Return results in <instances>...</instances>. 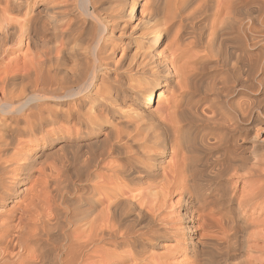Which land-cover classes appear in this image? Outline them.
<instances>
[{
  "label": "bare ground",
  "instance_id": "6f19581e",
  "mask_svg": "<svg viewBox=\"0 0 264 264\" xmlns=\"http://www.w3.org/2000/svg\"><path fill=\"white\" fill-rule=\"evenodd\" d=\"M130 1L129 17L138 6L147 16L142 15L133 26L143 29L141 35L137 33L141 43L130 53L125 65L129 72L123 75L133 81L144 73L164 88L147 86L138 105L120 99L119 89L124 93L128 86L121 79L124 65L111 64L114 67L110 65L113 68L109 70L106 61L102 43L113 18L103 12V0L81 3L82 14L96 27L95 36L84 47V51L91 49L85 77L78 68L75 71L76 66L65 67L67 36L77 28L74 19H67L68 6H72L69 0H0V264H152L157 256L150 251L157 246L167 251V258L178 251L188 254L190 259L181 264H205L199 247L206 242V235L199 242L192 241L189 233L193 222L202 220L205 225L215 221L222 230V243L238 235L237 221L243 217L242 213H231L232 201L237 200L239 209L264 212V146L253 139L264 133V0H216V17L222 18L214 20L221 23L215 21L208 27L205 45L209 51H223V65L234 78L217 84L213 99L208 93L197 99L187 95L189 74L175 64V54L159 58L151 50L166 25H192L201 16V2L207 0H158L144 5L142 0ZM161 3L166 4L162 15ZM117 4V11L123 9L121 1ZM243 20L248 21L245 27ZM50 31L52 36L42 34ZM22 44L26 46L23 53ZM68 74H80L75 76L80 79L77 87L57 92L55 85ZM165 91L169 93L166 101ZM151 107L155 114L147 117L144 111ZM68 121L78 123L77 133L91 139L89 147L85 143L88 150L77 154L74 170L62 163L59 176L28 191L27 184L35 173L44 171L36 168L39 154L35 145L47 140L56 123ZM247 140L252 142L250 154L243 149ZM261 141L264 144V137ZM92 144L99 149L95 151ZM223 176L243 180L239 197L231 187L227 198H213L210 185ZM60 188L69 194L77 192L73 200L79 206L68 221V229L60 230V237H53L56 245L50 246L49 235L61 223L42 201L53 191L62 196ZM26 193L24 202L6 208ZM173 195H178L177 203L182 204L177 220L184 230V241L178 251L164 243L170 239L177 245L180 241L171 219L162 215L165 199ZM195 203L205 212L194 215L186 209ZM129 216L132 221L127 222ZM153 221L155 229L149 227ZM168 223L171 227H165ZM160 229L163 233L158 235ZM159 237L165 241L161 243ZM262 244L263 248L264 241Z\"/></svg>",
  "mask_w": 264,
  "mask_h": 264
},
{
  "label": "rangeland",
  "instance_id": "374dc122",
  "mask_svg": "<svg viewBox=\"0 0 264 264\" xmlns=\"http://www.w3.org/2000/svg\"><path fill=\"white\" fill-rule=\"evenodd\" d=\"M72 1L75 4H73ZM72 1L69 0L70 4H72L73 7L71 5L68 6L69 12L71 14L69 13L67 19H68V21L74 19L73 21H75L77 28H75L76 29L75 32H72L69 36H67V41H68L67 49L69 50L68 51L69 53L66 54L67 56H66V58H65L66 60L64 62L66 63V65H65L66 68L71 66L73 69L76 66L75 71L77 72L79 69L78 73H80L82 75L83 74L82 72H84V74L82 76L85 77L87 75V73L89 72L90 65H91V49L89 48V50L86 49L84 51V49H85L84 47L86 46L87 43L90 42L91 38L93 36H95L96 27L94 26L95 24L93 25V23H94L93 21L88 20L82 14V8H81L82 0H72ZM119 1H121V4H123V5L120 4L122 6L121 8L124 9V7H125V10L119 9L120 7L117 4V2L119 3ZM129 1L130 0H128V1H126V0H111V1L110 0H107V1L103 0V4H104L103 7L104 6L106 7V8L105 7L103 8V12H105V10H106V13L109 15V17H112L113 20H112V24L109 25L111 28L108 26V33H106V36H105L107 38L104 41V43H102V44L103 45L105 44L104 47L106 49L105 51L107 54V60L106 61L109 62V66L111 64H113L114 66H119V64H120V66L124 65V67L126 69V70L125 69L123 70L124 67L122 68L121 79L125 80L128 83L127 84L128 86L124 90V91H126V92H124L125 94L122 93V90L119 89L118 92L120 95V99L121 98H124L125 100L127 99L126 101L131 100V101H134L138 105L141 102V98H142L144 91H145L144 89H147L150 85H158V83L155 79H152L153 78L152 76H149V75L144 74V73H139L136 76V79L133 80L134 83H132L133 81H127L126 77L123 75V74H126L129 72L125 65L128 63V60L130 58V56H129L130 53L140 45L138 43H141L139 37H137V36L141 35V33L143 32V29L142 28L140 29V27L138 28L137 26L136 27H133V26L139 21L140 18L147 16V11H145V10L142 11L143 8L141 6H138L137 9H135V11H134L135 13L133 14V16L129 17L127 15L128 13H126V12L130 13L131 9H132L131 4L128 5ZM154 1L156 2L158 0H142L140 3L144 5L146 3H154ZM159 2H161V0H159ZM198 2H199V0H198ZM112 4L114 5L113 6L114 8L112 7ZM115 4H117V6ZM161 4L163 7L160 5V7H161L159 9L160 15H162V13L166 11V9L164 8V7H166V4H163V3H161ZM201 4H202L200 6L201 9H199L200 13L198 12L201 16H199L197 19H195L192 22V25L187 23L186 21H184V23L185 22L186 23L182 27L179 26L178 22L166 25V30L162 32L163 35L160 37L157 44H155L151 48V50H152V53H154V55L159 54L158 55L159 58L161 56L164 57L165 55H167L168 53H171V52L175 54V56L177 57L175 64L178 67H180L181 70L185 71L186 73L188 72V74H189V81L187 83L188 87L186 88L187 89V91H186L187 95H190L191 97L194 96L197 99V98L201 97L202 95H204L205 93H208L210 98L213 99L216 97L214 94V91H215L216 87H218L217 84H220L224 78L231 81L234 78V76L232 74H230L229 71H226V67H224V65H223L225 62L224 59L222 58V56L224 55L223 51H221L218 54L217 51L207 50L206 45H205V39H206V34L208 32L207 31L208 27H210L213 24V22H215V21L216 22L214 24L218 25L221 23V20H220V23L217 20L221 19L222 15L220 18L216 17V16H218V15H216L217 14L216 13L217 2H216V0H207L205 2L202 1ZM106 5H111L110 7H112V9ZM107 7L110 9L109 11H107L108 10ZM117 7H119L118 11L116 10ZM130 7H131V9H130ZM121 11H123V12H121ZM116 13H117V15H115ZM79 14H81V15H79ZM142 15H144V16H142ZM16 17L19 18L20 15H17ZM234 17H237V16H234ZM216 18H217V20H214ZM75 19H77V20H75ZM78 21H79V23H78ZM81 22H83V23L81 24ZM87 22H88V24H87ZM247 22H248L247 20L246 21L243 20L242 26H244V27L247 26L248 25ZM77 23L79 24V26ZM176 23H177V25H176ZM116 24H118V26ZM113 25H114V27H113ZM115 25H116V27H115ZM256 25L259 26L260 23L258 22V23H256ZM91 27H92V29H91ZM84 29H86L88 34L89 33L90 34L89 35L86 34V31ZM88 30H90V31H88ZM43 33H45V34L50 33V36H52L51 31L50 32H42V34ZM79 33H83V34H79ZM75 34H77V35H75ZM70 36L73 40L71 38H69ZM108 37H110V38H108ZM76 39H78L79 43ZM75 42H77V44H78V45L76 44L77 46L76 45L74 46ZM79 46H81V47H79ZM25 47L26 46L24 44H22L23 49L21 48V53L24 52ZM70 47H71L72 51H70ZM28 51L29 52L32 51V48H30V46H29ZM79 51H81V52L79 53ZM107 51H108V53H107ZM72 53H73V56H72ZM76 55L78 56L77 57L78 59L76 57L74 58V56H76ZM82 56H83V58H82ZM67 57H69V58H67ZM80 57H81V59H79ZM70 58H72V59H70ZM83 60H84V62H86V60H87V62L84 63ZM88 61H90V62H88ZM69 62H70V64H69ZM81 62L83 63V65ZM76 63L77 64L81 63V64H79V66L81 65L82 68L81 67L79 68V66ZM89 63H90V65H89ZM113 65H111V66H113ZM111 66H110L109 70H111L114 67V66L113 67H111ZM86 68L87 69L89 68V69L87 70ZM83 69H84V71H83ZM122 71H124V72H122ZM125 71H127V72H125ZM85 73H86V75H85ZM80 74H77V75H80ZM77 75H72L73 77L71 76V74L70 75L68 74L67 77L62 76L64 81L68 77H70V78L72 77V79H71V81H69V79H70L69 78V79H67L68 81L66 80L64 83L62 78H60V81H63L64 84H63V87H61L62 82L61 83H60V81L57 82L58 84L60 83L59 85L58 84L55 85V87L57 86L55 88V89H57V92L58 91H60V92L64 91L61 93H66V92H68L67 91L68 89L74 88V87L76 88L78 85L77 81L79 80V82H80V79L77 80V78H76ZM74 78H76V79H74ZM160 79H162V78L160 77ZM129 83H132V84H129ZM134 84H136V86ZM169 85H171V87H172V85H173L172 81ZM125 87H126V85H125ZM161 87H160V85H158V88L162 89L164 91V88L163 87L161 88ZM171 87L170 88L168 87V91L175 92V89L171 88ZM168 91H165V93H164V97H163L164 101L168 100V96H169V95H167V94H169ZM154 105H155V103L152 105V107H154ZM89 106H90V104L87 107H89ZM126 106H128L127 103H126ZM63 107L65 108L66 106H63ZM124 107H125V104H124ZM152 107H151V109L144 111V113L147 114V117L149 115L155 114L154 110H152ZM54 126H53V131H51L49 133L47 140H45L43 143H39V144L35 145L36 151H38L37 153L39 154V157H37L36 168L42 167L44 169V171L42 174H38V173L36 174L35 173L32 181L29 184H27V187L29 188L28 191H30V189H31V191L34 190L36 188L35 187L36 184H37V189H38L40 186H43V184L46 183V180L50 181V179H52V177H55L57 175L59 176L60 170L62 169L61 168L62 163H66L68 165L69 170H74L78 164V161H77L78 155L77 154L81 155V153L83 151L88 150L85 143L89 147L91 139L85 138L86 136L84 134L77 133V130L80 129V125L78 123H75L73 121H68V122H64V123L63 122L62 123L61 122L56 123ZM253 134L254 133L251 134L252 137H253ZM263 137H264V133L260 132L258 137H256V139L255 138H253V139L259 140L258 143L264 146V144H262L263 142L261 141V139ZM87 141H88V143H87ZM251 145H252V142L250 140H247V142H245L243 144V149H244V152L246 154H250L249 152L251 151ZM28 146L26 147V149H28ZM92 146H93V149L95 151L99 149V146L96 147L95 144H92ZM92 146H90L89 149L93 150ZM53 165L56 167L53 168L52 170H50L52 167H54ZM57 171H58V173H57ZM49 174H51V176ZM242 183H244L243 180L238 179L236 177H225V176H223V177L215 178L214 183L210 185V187L213 189V192H214L212 194L213 198L216 201H218V198L221 199L222 196L227 198L229 196V193L231 192V187H234L233 189H235L236 195H237V197H239L241 191L243 190V188H242L243 184ZM62 186L63 185H61V188H62ZM137 187H139V186H137ZM61 188H60V191L62 193V196H58L60 194H57L55 191H53L54 195L52 194L53 192L49 194V193H47L48 192V189H47L46 190L47 192L44 193L45 196H46V194H49V195H47L48 197L46 196L47 200L44 199L45 201H42L44 204L43 206L44 207L46 206L45 207L46 209H47V205H48V207L50 209L49 210L50 215H52V217L55 218V220H56V218L58 219V220H56V222L58 221L61 223V224H59V223L55 224L54 223L55 226H57L59 224V227L57 226V228H55L52 231L53 233H50V235H49L50 240L52 239L49 242L50 246L56 245V243H55V242H57L56 239H58L60 237L61 231L63 232V231H66L68 229V227H69L68 221L71 219V217H73L72 215L74 214V212L77 211V209H78L77 206H79V202L77 200H73L74 197L76 196L75 194H77V192H74V193L72 192L69 194V193H66L64 191L65 192L64 193V192H62ZM26 196H27V193H26V195H24V197L14 198L13 202H11L9 205H7L6 208L8 209L10 207V205L18 206L20 203L25 201ZM49 197L50 198L52 197V198L49 199ZM54 198H55V200H54ZM178 199H179L178 195H173L172 197H167V199H165L166 205L164 203V205L162 207L163 208L162 215L167 216L169 219H171L172 223L170 225L172 226V228L179 231V237H180L179 238V240H180L179 244L174 245L176 243L170 239L168 241L166 240V242H164L165 239H163L162 237H159V239H160L159 241L161 243L164 242L170 247L176 246V251H178L177 249L179 247H181V243H182L181 241H184L183 240L184 239L183 238L184 237V235H183L184 230L181 228V226H179L180 223L177 220V218H178L177 217L178 216L177 211L179 209H181V207H182V204L177 203ZM48 200H49V202H47ZM44 202H46V203H44ZM51 204L53 207H50ZM186 209H188L194 215H197V213L201 214V213L205 212L201 208L199 209L196 203L192 207H190V208L188 207ZM263 209L264 208H262V210ZM239 210H241V211L239 212ZM230 211H231V213H233V215H238V213H242L243 217H241L242 219L239 218L237 221L239 226H240L238 235L236 237L231 236V238L227 242L224 240L222 243H220L221 237L223 239L222 230H220L218 228V226L216 225L217 223L215 221H209L210 223H207L204 225L202 223L203 222L202 220L198 221V222H193L194 219L192 220L193 230L189 233L192 241L199 242V240L203 237V235H206L204 237V240L207 243L205 242L206 244L204 243L202 246L199 245L200 251L201 250L203 251V252L202 251L199 252V257L202 258V256L205 255V257H206L205 259L207 260L206 261L207 263H205V264H262V263L264 264V258H263L264 257V251L260 250V249L264 250V247L263 248L260 247V244H262L264 241V238H261V236H262L261 232H263V231L260 232V230H264V212H262L261 209H257V210H248V209H241V208L239 209L238 205H237V200L232 201V203L230 204ZM51 212H52V214H51ZM56 215H57V217H56ZM251 215L253 218L251 217ZM131 218L132 217L129 216L128 221H127V219H126V221L127 222L132 221ZM139 222H141V220ZM170 225L168 223L167 226H165V227H171ZM149 227L151 229H155L156 223L154 221L151 222L149 224ZM162 233H163V229H160L158 231V235H161ZM53 237H56V239ZM51 242H52V244H51ZM224 242H226V243H224ZM255 249H256V251H255ZM257 250H258V252H257ZM150 252L153 255L157 256V257H155V256L153 257V259H152L153 263L152 264H181L184 261H187L188 259H190V258H186L188 256V254L180 253L179 251L177 253H175L173 256H170L167 258L165 256L167 251L164 248L158 247V246L152 248ZM200 255H202V256H200ZM260 260H262V261H260Z\"/></svg>",
  "mask_w": 264,
  "mask_h": 264
}]
</instances>
